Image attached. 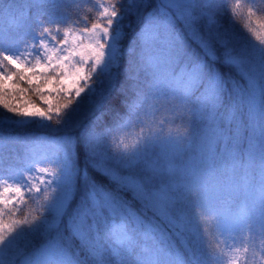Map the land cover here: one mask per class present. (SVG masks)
<instances>
[{
    "label": "snow or ice",
    "instance_id": "snow-or-ice-1",
    "mask_svg": "<svg viewBox=\"0 0 264 264\" xmlns=\"http://www.w3.org/2000/svg\"><path fill=\"white\" fill-rule=\"evenodd\" d=\"M127 2L130 10H151L128 49L124 72L131 83L122 88L124 111L108 110L111 123L103 112L87 123L84 117L99 111L115 87L130 26L123 0L97 5L90 26L37 17L16 51H0V131L36 125L55 146L40 158L0 153V264H184L176 242L186 247L200 231L208 237L206 215L216 219L194 178L217 174L264 190V33L252 27L253 9L248 30L255 40L224 23L216 0ZM223 7L230 15L240 5L223 0ZM161 110L180 127L149 126ZM142 126L147 134L123 143L122 135ZM32 204L35 211H26ZM250 244L249 233L228 264H251L249 256L254 261L259 253Z\"/></svg>",
    "mask_w": 264,
    "mask_h": 264
},
{
    "label": "trees",
    "instance_id": "trees-1",
    "mask_svg": "<svg viewBox=\"0 0 264 264\" xmlns=\"http://www.w3.org/2000/svg\"><path fill=\"white\" fill-rule=\"evenodd\" d=\"M99 1L112 2V0H82L77 6H72V0H0V51H9L11 48L20 43L23 39L32 35L31 26L37 17L45 19H53L64 22L70 18L72 26H90L95 22L96 3ZM124 2L125 21L130 25L127 29V38L122 44V54L120 57V64L115 69V87L111 88V92L104 102L103 106L93 116L84 117L85 123L88 120L95 119L101 113H106L103 116L105 123H111V113L109 109L124 111L123 89H127L131 83L125 77L124 69L128 62V49L134 44L138 28H140L143 15L151 9H144L136 7L130 10L127 0ZM223 12L224 23L231 27L232 30L245 39L255 40V35L248 30V9L252 8L254 15H252V27L257 32L264 33V0H229V7H235L239 3L240 7L235 13L230 15L227 9L223 7V0H216ZM235 19V23H233ZM87 21V25L83 23ZM177 31L184 34V29L179 21L176 23ZM25 33L24 36L22 34ZM185 39H187L185 34ZM189 51L198 53L199 49L189 42ZM217 67L228 74L230 77H236L234 71L229 70L226 66L218 64ZM238 78V77H236ZM231 102V97H226V103ZM86 114H82L83 118ZM155 123L152 119H148L147 123L153 129L160 126V122H164L165 131L171 127L179 128L180 122L177 121L175 126L169 122L173 119V114L166 110H161L156 113ZM149 128L142 126L130 130L127 136L122 135L124 144L133 145L141 134H147ZM204 135L209 133V129L202 130ZM201 132L197 135L201 136ZM0 134H7L12 136H19L26 139H34L40 135H46L43 129L36 125H27L16 128H6L0 131ZM49 135L59 134L55 130L49 129ZM216 137H213V142ZM15 141V140H14ZM80 163L87 164V160L83 157V152L80 153ZM196 182L204 185L202 189L203 203L205 204L208 214H215L216 219L207 216L204 220L205 227L208 229L209 236L205 237L200 231L199 235H193L186 247H181L179 242H176L177 251L183 255L184 264H228L231 257L238 255L233 249L242 247L246 235L251 236V247H255L259 255L254 261L249 260L251 264H264V260L260 259V252L264 246V237H261L262 229H264V190L259 186L249 187L242 181H223L220 175L204 173L203 175L194 178ZM107 183V181H104ZM137 211L143 213L149 218H155L162 227H166L164 222L159 217H154V213L143 208L137 201H130ZM186 211L192 218L193 223L198 225L197 217L194 209L188 204H184ZM35 204L30 205L26 211L34 212ZM217 229L221 234H218ZM212 246V252L208 246ZM217 251L224 253V255H216ZM213 253V254H212ZM242 255V253H240Z\"/></svg>",
    "mask_w": 264,
    "mask_h": 264
},
{
    "label": "rangeland",
    "instance_id": "rangeland-1",
    "mask_svg": "<svg viewBox=\"0 0 264 264\" xmlns=\"http://www.w3.org/2000/svg\"><path fill=\"white\" fill-rule=\"evenodd\" d=\"M109 3L110 2L99 1L96 3V8L97 5L107 6ZM24 35L25 33L22 34V36ZM24 40L25 39H23L20 43H18L16 46L11 48L9 51H16L19 48V46L24 42ZM101 71H103V69H101ZM0 135H3L4 137V139L0 141V153L3 154L5 159H13L16 158L17 156L25 154L26 152H30L35 157L40 158L43 156L50 155L52 152L55 151V146L49 144L46 141L44 134L34 139H26L16 135L15 136L7 135V134H0Z\"/></svg>",
    "mask_w": 264,
    "mask_h": 264
}]
</instances>
